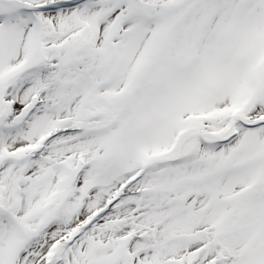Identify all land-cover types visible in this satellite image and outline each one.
I'll return each mask as SVG.
<instances>
[{"label": "snow or ice", "instance_id": "1", "mask_svg": "<svg viewBox=\"0 0 264 264\" xmlns=\"http://www.w3.org/2000/svg\"><path fill=\"white\" fill-rule=\"evenodd\" d=\"M0 264H264V0H0Z\"/></svg>", "mask_w": 264, "mask_h": 264}]
</instances>
